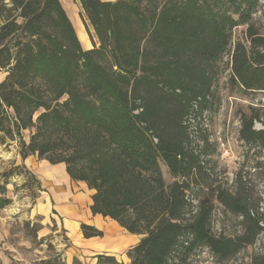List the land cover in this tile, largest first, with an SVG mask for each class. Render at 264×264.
Segmentation results:
<instances>
[{"label": "trees", "instance_id": "trees-1", "mask_svg": "<svg viewBox=\"0 0 264 264\" xmlns=\"http://www.w3.org/2000/svg\"><path fill=\"white\" fill-rule=\"evenodd\" d=\"M78 2L99 44L88 51L59 0H0V144L17 138L23 161L64 164L72 182L93 192V217L142 237L126 251L128 264H190L203 249L230 259L264 234V219L244 192L217 187L211 197L242 218L243 233H212L211 199L195 207L189 199L210 180L212 152L200 130L205 147L193 145L185 123L216 102L224 58L231 88L264 92V34L253 20L262 0ZM241 26L243 40L234 42ZM258 119L241 118L238 138L249 148H264ZM25 130H33L28 143ZM8 204L0 198V209ZM80 230L84 239L102 237L91 226ZM249 264H264V252Z\"/></svg>", "mask_w": 264, "mask_h": 264}, {"label": "rangeland", "instance_id": "rangeland-1", "mask_svg": "<svg viewBox=\"0 0 264 264\" xmlns=\"http://www.w3.org/2000/svg\"><path fill=\"white\" fill-rule=\"evenodd\" d=\"M262 4L253 20L255 27L264 34V0ZM83 18L85 19L83 14H79L82 24ZM88 28L93 32L90 26ZM244 32L245 26L236 28L233 33L234 42L242 41ZM226 60L224 58L221 63L220 80L215 90L216 102L201 119H195L193 114L186 119L185 124L193 136V145L205 147L196 139V133L200 130L208 138L207 151L212 152L205 159L208 161L206 170L210 174V180L207 184L200 183L189 199L194 207L201 201L211 199L212 233L216 237L236 238L243 233L242 218L224 209L211 197V190L220 187L232 194L244 192L249 203L257 206L258 213L264 219V148H249L238 138L242 116H257L259 119L254 122V129L264 130V92L244 93L231 88L227 84L230 71L225 65ZM5 76L6 73L0 70V82ZM32 133L33 130L21 133L25 143L29 142ZM42 162L49 164L35 155L23 161L17 138L0 144V188L4 189V192L0 190V198L9 200V204L0 209V250L9 264H73L76 259L81 264H96L94 257L98 254L113 256L118 262L128 264L125 253L138 242L127 243L117 252L101 249L108 244L119 246V238L127 237L128 233L116 223V230L113 229L110 226L113 221L109 219L102 218L96 222L89 212V206H85L92 191L90 193L83 185H71L72 194H80L74 198L77 209H63V213L70 218H79L76 220L79 228L77 223H65L66 217L53 204L49 211V205L43 200L51 201L50 185L41 181L35 173L36 165ZM162 171L165 180L171 182L166 169L162 167ZM43 174L52 181H58L61 177L54 169ZM208 185H211L210 189ZM26 224H29L28 229ZM34 224L39 226L36 235L30 230ZM81 224L101 231L102 237L84 239ZM136 236V239H141ZM94 241L98 243L91 247L90 244ZM263 252L264 234L260 233L254 243L242 247L228 260L217 259L203 249L190 259V264H249L252 257Z\"/></svg>", "mask_w": 264, "mask_h": 264}, {"label": "crops", "instance_id": "crops-1", "mask_svg": "<svg viewBox=\"0 0 264 264\" xmlns=\"http://www.w3.org/2000/svg\"><path fill=\"white\" fill-rule=\"evenodd\" d=\"M100 1L101 2H115L117 0H100ZM59 2L61 4L62 8L64 9L67 17L69 18L73 28H74L75 34L77 36V39L80 43L81 48L84 51H88V50H91L93 48V45L97 47L99 44H98L97 38L95 36H93L94 32H90L89 28L87 31L85 26H83V24L79 20V14H81V13L83 14V12L81 10V7L79 5L78 0H74V1L73 0H59ZM49 169L50 170L54 169V170L58 171L61 175L60 180L52 181L51 179L47 178L43 174L45 171H47ZM35 173L37 174L39 179H41V181H45V182L49 183V185H50L49 195L51 197V201L43 200V202L45 204L47 203L49 205V211H50L51 206L53 204V206L57 207L59 212L62 213L64 216H65V214L63 213V209H68L69 211H72L73 209H77V204L74 202V198L79 196L80 194L73 195L72 190H71L72 189L71 185H74V184L83 185L86 189H88L85 184L79 183V182H72L69 179V177L65 171V165L64 164L49 165L45 162H42L41 164L36 165ZM59 190H61L62 192ZM88 191L90 193H92L90 190H88ZM90 200L88 201L87 205L85 204V206L90 207V205H91ZM36 210H37V205H36ZM89 212H90V210H89ZM78 216H79V214H78ZM65 217H66L65 223L67 221L77 223L76 220L79 219V218H70L67 216H65ZM95 219H96V222H99L98 219H102V217L95 216ZM115 225H116L115 222H111V224H110V226H112L113 229H115V227L117 226V225L116 226ZM78 228H79V224H78ZM119 240H120L119 246H113L111 244H108L107 246L105 245L101 249L103 251H107V252H117L127 243L133 244L135 242H139L138 238L137 239L135 238V235H131L129 233H128L127 237L122 236L119 238ZM95 243H98V241L92 242V244H90L91 247ZM0 264H9V260L5 257V255L3 254V252L1 250H0Z\"/></svg>", "mask_w": 264, "mask_h": 264}, {"label": "bare ground", "instance_id": "bare-ground-1", "mask_svg": "<svg viewBox=\"0 0 264 264\" xmlns=\"http://www.w3.org/2000/svg\"><path fill=\"white\" fill-rule=\"evenodd\" d=\"M42 203V202H41ZM75 232V231H74Z\"/></svg>", "mask_w": 264, "mask_h": 264}, {"label": "water", "instance_id": "water-1", "mask_svg": "<svg viewBox=\"0 0 264 264\" xmlns=\"http://www.w3.org/2000/svg\"><path fill=\"white\" fill-rule=\"evenodd\" d=\"M142 238V237H141Z\"/></svg>", "mask_w": 264, "mask_h": 264}]
</instances>
